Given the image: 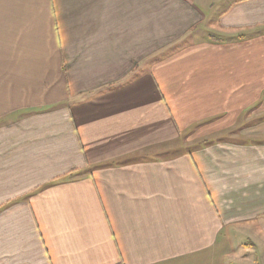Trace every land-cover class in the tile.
Listing matches in <instances>:
<instances>
[{"label":"crops","instance_id":"obj_1","mask_svg":"<svg viewBox=\"0 0 264 264\" xmlns=\"http://www.w3.org/2000/svg\"><path fill=\"white\" fill-rule=\"evenodd\" d=\"M0 264H264V0H0Z\"/></svg>","mask_w":264,"mask_h":264},{"label":"rangeland","instance_id":"obj_2","mask_svg":"<svg viewBox=\"0 0 264 264\" xmlns=\"http://www.w3.org/2000/svg\"><path fill=\"white\" fill-rule=\"evenodd\" d=\"M162 16V14L160 13L159 14V12H158V17H161ZM163 17V16H162ZM165 23H167V25H168V21H165ZM169 24H170V22H169ZM167 25H165V27H163V29H162V31H167V36L166 37H163L162 36V38H159L158 39V45H161V43L162 42H164L165 40H167L168 38H170V37H172V33H173V28H171L169 25L167 26ZM205 25H206V21H205ZM195 29V28H194ZM194 29H192V33L193 34H190V36L189 37H187L188 39H187V43H194L195 42V44H198V43H196V41H198V38L197 37H195L194 35H195V33L197 32L196 30H194ZM159 30V29H158ZM170 31H172L170 34H168ZM199 31H201L202 32V36H201V38H205L206 36H211L212 34H208L207 32H208V26H206V27H203V30H199ZM211 33V32H210ZM161 40V41H160ZM161 50H164L165 48H160ZM179 49H182V48H174V50L171 52L172 54L173 53H175L174 51H178ZM170 53V54H171ZM169 53H166V55H168ZM244 248H242V246L240 245V246H238V248H237V251L238 250H242L241 252L242 253H245V251H247V250H243Z\"/></svg>","mask_w":264,"mask_h":264}]
</instances>
